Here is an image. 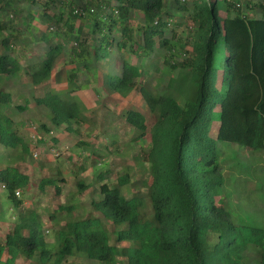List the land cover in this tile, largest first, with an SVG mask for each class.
<instances>
[{
  "label": "trees",
  "instance_id": "obj_1",
  "mask_svg": "<svg viewBox=\"0 0 264 264\" xmlns=\"http://www.w3.org/2000/svg\"><path fill=\"white\" fill-rule=\"evenodd\" d=\"M21 1L34 6L42 0H0V34L9 35L2 40L8 52L0 56V76L17 75L23 69L21 60L12 54L24 35L23 28L16 30L15 19L25 17L28 21L21 26L26 28L37 17L32 10H19ZM251 1L245 11L242 0H45L44 7L39 4L46 31L72 38L74 43L64 52V45L52 42L49 55L28 71L33 85L47 82L65 55L82 62L90 58L91 48L94 54L101 49H128L132 56L143 58L138 66L121 55V72L107 77L105 90L125 100L144 83L138 92L155 118L152 126L145 110L133 102H128L123 112L126 123L139 132L133 141L149 139V148L142 149L138 159L148 165L151 178L134 183L147 189L146 194L137 191L127 199L122 189L131 184L129 173L121 175L112 187L106 183L109 169L97 176L101 198L92 202L93 209L114 225L125 226L116 234V244H110L101 219L89 216L62 225L58 248L48 249L42 217L35 210L24 209L19 222L0 241V264H17L21 257L31 264H66L78 255L100 264H117L119 253L129 264H264V226L233 220L224 196L225 163L218 152L223 143L254 153L264 151V1ZM222 3L225 17L221 16ZM249 9L263 17L248 15ZM76 10L89 13L91 32L84 33V18ZM136 11L142 13L143 23L135 26L131 15ZM180 15H188L193 23L185 41L169 30ZM77 20L83 22L79 30ZM96 35L98 47L91 38ZM157 48L165 50L164 65L177 75L170 77L166 86L152 87L142 79L146 71H160L146 67L145 62ZM220 52L224 57L217 68ZM88 66L86 62L83 68ZM68 67L69 79L74 81L80 70ZM11 103L12 94L0 89V106ZM36 103L50 111L57 127L65 126L71 132L72 124L87 123L76 102L49 93L36 98ZM0 144L13 151L21 148L23 155L30 152L13 119L1 111ZM58 180L64 178H43L39 188L45 190ZM30 184L31 177L18 167L0 170V185L18 208L25 202L16 193L24 196ZM77 184L81 193L89 188L84 181ZM60 193L58 186L55 195ZM59 210L72 213L73 206L60 205ZM56 217L52 214L51 221ZM120 244L124 247L119 252ZM251 247L258 249L255 260L245 255Z\"/></svg>",
  "mask_w": 264,
  "mask_h": 264
},
{
  "label": "rangeland",
  "instance_id": "obj_2",
  "mask_svg": "<svg viewBox=\"0 0 264 264\" xmlns=\"http://www.w3.org/2000/svg\"><path fill=\"white\" fill-rule=\"evenodd\" d=\"M44 1L42 0L34 6L28 1H21L17 5L19 10H32L34 14H37V19L31 26L27 25L26 28L21 26L22 22L28 21L25 17L22 18L19 15L15 19L16 30L23 28L24 35L17 40L18 46L15 50L13 48L12 54L21 60L23 69L17 75L0 76V89L12 94V103L0 106V111L14 120L15 126L24 135L25 141L30 147L29 154L25 153V163L21 167L27 174L30 173L31 186L25 195H22V198L27 203L26 210H35L42 217V229L43 231L46 230L44 236L48 249L56 250L58 248V230L62 225L72 221L85 220L89 216L101 219L103 228L109 234L110 244L114 245L116 244V234L125 226L114 225L93 209L92 202L101 198L96 179L101 172L109 169L110 176L106 183L112 187L117 184L121 175L129 173L131 184L122 189L123 195L127 199H131L137 191L147 193V189L134 185V183L139 185L145 179L150 181L148 165L138 159L141 150L149 148V139L139 143L133 141L139 136V132L126 123L125 111L123 112V110L128 102H133L140 107L139 110L141 109L143 112L145 110L151 126L155 118L146 109L138 92V88L144 83L138 85L137 91L132 92L125 100L120 99V97L108 99L105 84L107 77L118 75L121 72V55L122 59L138 66H141L143 58L139 59L136 55L132 56L128 49L120 51L116 47L107 52L101 49L97 54H94V50L91 48L90 58L82 62L70 60V57L65 55L66 59L55 70V72L58 69L63 70L60 80H57L53 75L45 84L33 85L28 71H31L32 64L33 66L37 65L46 58V55H49V46L52 45V42L64 45V52L70 51L74 43L72 38L55 37L53 32L46 31L47 23L44 22L40 14L42 7H44ZM248 1L242 0L244 11ZM259 1L264 0H252L251 2L257 3ZM39 4L40 6L42 4L41 8ZM221 5V16L225 17L223 3ZM58 8L64 10L62 6ZM53 11H58V9ZM68 12L69 9L66 13L68 14ZM247 12L248 15L263 17L260 12L253 14L250 9ZM7 14L8 12L3 15V18ZM179 17L173 20V25L169 30L178 34L179 38L185 41L191 34L189 27L193 23H191L188 15H180ZM131 19L135 26L143 23V15L139 11L133 12ZM84 23V33L91 32L92 20L84 19ZM45 32L47 35L42 39L41 35ZM11 34H14V31ZM6 36H9L8 32L0 34V56L8 52L2 46V40ZM115 36L117 39L121 37L119 32ZM91 38L93 46L98 47L99 36L96 35L95 38L98 39L96 41L94 37ZM168 38H171V32ZM26 43L30 46L27 47ZM189 43L191 45L190 39ZM165 54L164 49L157 48L148 57V60L145 61L146 67L149 65V67L158 68L160 71H154L155 73L146 71V77L142 79L143 82H148L152 87L166 86L169 78L177 75V73L173 75L164 65ZM96 57H100L98 61H96ZM223 57L224 53H218L217 68L220 67ZM86 62L89 63V66L84 69L83 65ZM69 65L80 70L79 82L75 83L71 79L65 78L69 74L66 68ZM33 66L32 69H34ZM49 93L76 102L86 116L87 123L72 124L71 132L65 126H55L51 120L50 111L36 103V98L46 97ZM22 108L24 109L22 110ZM42 125H46L47 128L41 127ZM34 140L35 143H38L37 140H41L37 147L33 144ZM55 141H58L57 144L54 143ZM82 142L83 145L80 144ZM218 152L220 156L223 154L221 161L225 163L223 166L226 179L224 196L228 200L226 208L232 214L233 220L239 224L264 226V151L254 153L247 151L242 146L223 143L218 145ZM35 154L39 156L37 159ZM19 155H22L21 148L12 151L0 145V169L16 165L14 158L18 159ZM43 178H64V181L58 180L45 190H41L39 185ZM79 180L89 185V188L82 193L79 192L77 184ZM58 186L61 187V193L56 196L55 189ZM64 204L73 206L72 213L59 210V206ZM12 208L15 210L14 212L11 211ZM54 213L57 214V217L52 222L50 216ZM19 214L20 208L12 204L7 191L0 186V241H4L12 227L19 222ZM123 247L124 245L120 244L118 251L120 252ZM245 255L250 260H255L259 256L258 249L251 247ZM31 262H27L25 258L21 257L17 264H31ZM66 264L100 263L89 260L85 255H78L68 259ZM117 264H129V262L119 253Z\"/></svg>",
  "mask_w": 264,
  "mask_h": 264
},
{
  "label": "crops",
  "instance_id": "obj_3",
  "mask_svg": "<svg viewBox=\"0 0 264 264\" xmlns=\"http://www.w3.org/2000/svg\"><path fill=\"white\" fill-rule=\"evenodd\" d=\"M35 15H37V14H35ZM86 21V20H85ZM88 21V20H87ZM84 22V21H83ZM83 22H81L80 20L78 21V23H76V30H79L78 28L80 27V23H83ZM21 64H22V62H21ZM58 67V66H57ZM66 68H67V70H68V68H70V67H68V66H66ZM62 72L63 70L62 69H58L57 70V72H55V73H53V75L57 78V80H60V76H62L61 74H59V72ZM68 73H69V71H68ZM79 74H80V72H78V75H77V77L74 79V81H72V82H75V83H77V82H79ZM52 75V76H53ZM65 78H69V74L65 77ZM71 80H72V78H71ZM46 83V82H45ZM44 83V84H45ZM44 86V85H43ZM76 90V89H75ZM74 90V91H75ZM73 91V92H74ZM105 92V91H104ZM105 94V93H104ZM108 94V93H107ZM116 97H120L118 94H112V95H108V98H111V99H114V98H116ZM120 99H123V98H121L120 97ZM14 121V120H13ZM16 125V124H15ZM16 128H17V131H18V127L16 126ZM18 133H19V135H21L22 137H23V139H24V141H25V137H24V135H22L19 131H18ZM41 139V138H40ZM41 140H37L36 142H40ZM57 142L58 141H55L54 143L55 144H57ZM25 143H26V141H25ZM38 143H35V140L33 141V144H34V146L35 147H37L38 145ZM27 144V143H26ZM1 145V144H0ZM28 145V144H27ZM2 146V145H1ZM29 149H30V147H29ZM13 151V150H12ZM23 155V154H22ZM19 155L18 156V159H16V158H14L15 160H16V165H14V166H9V167H18L23 173H25V174H27V172L26 171H24V169L21 167V165L23 166V163H25V158L23 157V156H25V155ZM70 156V155H69ZM39 156L37 155V154H35V158L37 159ZM1 170V169H0ZM27 175H29L30 177H31V175H30V173H28ZM60 174L58 173V176H59ZM61 179V178H60ZM1 186V185H0ZM30 186H31V184H30ZM30 186H29V188H30ZM3 187V186H2ZM29 188H28V190H29ZM61 188V187H60ZM21 194H20V197L19 198H21ZM26 206H27V203L25 202L21 207H19L20 208V212H22V210H24V209H26ZM11 211H15L13 208L11 209ZM14 219V218H13ZM16 225V224H15ZM14 225V226H15ZM13 226V227H14ZM13 227H12V229H13ZM47 233H48V231H47Z\"/></svg>",
  "mask_w": 264,
  "mask_h": 264
},
{
  "label": "built area",
  "instance_id": "obj_4",
  "mask_svg": "<svg viewBox=\"0 0 264 264\" xmlns=\"http://www.w3.org/2000/svg\"><path fill=\"white\" fill-rule=\"evenodd\" d=\"M90 13L91 14H94L95 13V11L92 9V10H90ZM76 14H78L80 17H82V18H84V19H86L88 16H89V13H87V12H85V11H83V10H76ZM119 14V12L118 11H116L115 12V15H118ZM88 19V18H87ZM16 196H20V192H17L16 193Z\"/></svg>",
  "mask_w": 264,
  "mask_h": 264
}]
</instances>
